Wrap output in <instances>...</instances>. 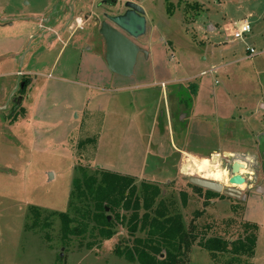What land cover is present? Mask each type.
Returning <instances> with one entry per match:
<instances>
[{"label":"rangeland","instance_id":"rangeland-1","mask_svg":"<svg viewBox=\"0 0 264 264\" xmlns=\"http://www.w3.org/2000/svg\"><path fill=\"white\" fill-rule=\"evenodd\" d=\"M127 1L145 12L146 32L133 41L144 52L139 54L132 76H117V80L159 83L197 75L195 81L207 85L203 94L224 91L227 97L221 96L220 102L238 103L239 113H249L253 107L262 111V105L264 109V100L258 104L264 95V0H0V72L6 68L13 73L0 78V264H138L114 252L116 243L128 239L125 229L118 227L112 239L87 249L91 239L67 243L62 240L58 219H45L53 212H71V182L80 167L90 173L99 167L108 170L110 165L116 173L140 172L144 151L134 149L137 142L129 143L130 129L127 124L125 130L123 113L113 126L116 130L110 129L114 118L108 114L112 106L106 102L105 91L116 75L107 69L98 33L105 16L123 14ZM242 20L251 26L242 40L224 33V26ZM209 24L217 25L216 34L206 33ZM58 33L63 40L73 36L62 50L55 42ZM79 41L83 52L73 47ZM250 46L256 52L253 60L225 64L244 55ZM225 49L231 55L220 59ZM209 51L215 53L214 61L208 57L204 62ZM211 64L222 66L201 76ZM17 71L25 78L17 77ZM30 73L36 78L28 76ZM29 78L33 80L26 88L22 81ZM135 95L129 98L135 99ZM153 98L154 94L152 99H138L143 103L132 107L136 113L144 106L142 118L133 120L145 125V141L152 139ZM121 101L125 103L124 98ZM208 103L215 107L216 101L206 99ZM158 105L163 110L161 99ZM159 122L162 126V118ZM260 128L254 129L253 142L264 141L256 133H263ZM103 131L106 133L98 138L97 133ZM252 153L255 159L250 162L235 154L171 159L170 165L153 167L156 175L151 174L150 180L136 178V182L158 185L168 208L182 216L187 229L195 226L198 234L204 228L208 235L236 239L243 230L242 202L222 194L207 199L204 190H195L188 178L198 176L226 186L229 168L238 163L252 183L264 182V152ZM216 166L227 172L224 179L214 176ZM254 191L244 205L258 223L256 244L254 256L242 264H264V194ZM30 208L41 213V224L34 229H29ZM182 258L184 264H215L196 242Z\"/></svg>","mask_w":264,"mask_h":264},{"label":"crops","instance_id":"crops-1","mask_svg":"<svg viewBox=\"0 0 264 264\" xmlns=\"http://www.w3.org/2000/svg\"><path fill=\"white\" fill-rule=\"evenodd\" d=\"M231 26V24H227L226 26H224V33L231 35ZM217 30H219L217 25L209 24L207 26L206 33H208L209 35H213L216 34ZM58 34L55 42L57 46L61 45L60 48L62 50V48H64L66 44L70 43V41L73 39V36L71 35L69 39L63 40V37ZM51 46H53V44ZM73 47L80 52H83L85 50L80 41L79 43L75 42V45ZM48 48L45 47V49ZM248 48L254 49L253 46H250ZM248 48L245 49L244 55L239 56L234 61L229 63L227 62L225 64L228 65L238 63L240 61L253 60L254 57H256V52L255 54L250 55L247 50ZM139 54L137 58L139 57ZM205 54H207V56L203 57L204 62H207L208 57H210L211 61H214V52L212 53V51H209L205 52ZM229 55H231V53H229V51L225 49L221 54H219V57L220 59H223V57H227ZM2 63H4V61H2ZM221 66L222 65L217 66L211 64V67L208 70H212L211 72L201 71L199 74L201 76H204L208 73H214ZM18 72H20L22 76L24 75L25 78V74H23V72L21 71H17L15 72V74ZM204 72H206V74L202 75ZM8 74L13 73H9L5 68L3 69L2 73L0 72V78L3 79L5 77H8ZM32 74L33 73H30L28 74V76H36ZM196 77L197 75H190L189 77L184 79L161 81L159 83L147 82L136 84L132 81L127 82L123 80H117L119 78H117L116 75V77L114 76L115 80H110V82L106 84L109 89L103 91H105L106 93V102H110L112 106V109L108 111V114H112L114 118V123L112 124V127L110 129H114L113 126L116 120L121 115V113H123L125 115V119H127V122H125V130L127 128V124L128 128L130 129L128 131V138L130 140L129 143L132 141L137 142L134 146V149L144 151L143 157L138 164L140 168L139 174H132L127 171H122L123 173L120 172L118 174L132 176L137 178L138 180H150V176L156 175L154 173L156 169H154L153 167L160 168L164 164L170 165L172 160L176 161L180 158L183 159L185 156H190L191 158L196 159V157L208 158L216 154H221L222 156H232L233 154H235L242 156L245 161L250 162L252 161V158L255 159V156L253 155L254 153H252L253 150L260 151V149H262L264 152V147L261 148V146L264 145V141L261 142L258 139L257 141L253 142L254 131H256L254 129H258L259 126H261L260 129L263 133L261 134L260 131L256 133H259L258 137L260 135L264 137L263 105L262 111H260L259 109H257L256 111V108L253 107V109L250 110L249 113H239L241 107L238 103L226 104L220 102L221 100H219V98L221 96H226L224 91L219 90L215 93H209L207 96L203 94L204 91H208L205 90V86H207L206 82L199 81L197 83V81H195ZM32 80L33 79L29 78V81L27 82L28 85H26L27 87L31 85ZM192 87H196V91L193 95L191 92ZM135 94L138 95L136 96ZM153 94L155 95V100L153 98L154 107L152 109L151 117L152 127L149 131V135L152 136V139L145 141L143 140V127H145V125L143 124L142 127V122H137V119L133 120L135 116L139 117L140 119L142 118V112L145 110L143 109L144 106H141L138 109V112L135 111L136 113H133L134 110L132 109V107L133 105L139 106L141 105V103H143H139L138 99L139 101H143L148 98L152 99ZM133 95H135V99H130ZM185 96L189 97L190 100L186 101L187 98H185ZM121 98H124L125 103H122ZM159 99H161L163 110L159 109ZM206 99H210V102L212 103H215L216 101L215 107H213L210 103L206 104ZM263 100L264 95L263 97H260L258 104H260L261 102L263 103ZM108 104L109 103H107V106ZM258 104L257 108H259ZM244 115H246V117ZM36 118L37 114L35 116V119ZM161 118L163 121L162 126L159 122ZM114 130H116V128ZM105 133L106 131H103L101 134L97 133V137L99 138ZM244 144H248L246 148L243 147ZM127 146L129 147V144ZM149 160L155 162L151 163ZM110 166L108 170L114 171L113 167ZM216 169H218L217 166ZM240 173L246 178L247 184L241 186L238 189L243 194L244 199L237 200L241 201L244 205L249 200V198L255 194V189L256 192L264 194V182L255 185L251 182V180H248L246 174L243 173V170H241ZM244 207L243 219L247 222L258 225L257 220L251 219L249 217L250 213L246 209L245 205Z\"/></svg>","mask_w":264,"mask_h":264},{"label":"trees","instance_id":"trees-1","mask_svg":"<svg viewBox=\"0 0 264 264\" xmlns=\"http://www.w3.org/2000/svg\"><path fill=\"white\" fill-rule=\"evenodd\" d=\"M22 84L26 86L27 80ZM195 91L196 87H192V95ZM136 180L102 168L90 173L80 167L71 182L68 202L71 212H53L45 219H58L62 240L67 243L77 238L91 239L85 245L87 249L112 239L118 227L125 229L128 239L116 243L114 252L130 263L184 264L182 257L195 242L215 264H242L254 256L258 228L243 219V203L242 235L228 239L208 235L204 228L200 235L195 233V226L187 229L182 216L170 211L158 185ZM204 194L207 199L218 196L209 190H204ZM29 212L33 217L29 229H34L41 224V213L36 208H30Z\"/></svg>","mask_w":264,"mask_h":264},{"label":"water","instance_id":"water-1","mask_svg":"<svg viewBox=\"0 0 264 264\" xmlns=\"http://www.w3.org/2000/svg\"><path fill=\"white\" fill-rule=\"evenodd\" d=\"M124 7L127 9L123 14L117 16H107L106 19L111 23L103 21L100 24L99 35L105 47V63L107 69L120 77H131L134 65L139 52L138 46L133 42L146 32V18L143 8L133 2H126ZM20 99H18V104ZM242 165L234 163L230 168L227 185L217 181L204 179L198 176H191L188 182L204 190H209L217 194H222L229 198L244 199L243 194L238 189L247 184V180L240 171ZM49 174V179H51Z\"/></svg>","mask_w":264,"mask_h":264},{"label":"built area","instance_id":"built-area-1","mask_svg":"<svg viewBox=\"0 0 264 264\" xmlns=\"http://www.w3.org/2000/svg\"><path fill=\"white\" fill-rule=\"evenodd\" d=\"M251 32V26L250 23L246 20H242L238 23V25L234 24L231 26V35L230 37H232L234 40H242V38L249 34ZM250 55L255 54V51L253 48H248L247 49ZM212 71V70H211ZM209 71V72H211ZM206 74V72H204L202 75ZM17 76H22L21 73H16Z\"/></svg>","mask_w":264,"mask_h":264},{"label":"bare ground","instance_id":"bare-ground-1","mask_svg":"<svg viewBox=\"0 0 264 264\" xmlns=\"http://www.w3.org/2000/svg\"><path fill=\"white\" fill-rule=\"evenodd\" d=\"M226 175H228V174L225 171L221 172L219 169L214 170V176H220V177H223V179H224Z\"/></svg>","mask_w":264,"mask_h":264},{"label":"flooded vegetation","instance_id":"flooded-vegetation-1","mask_svg":"<svg viewBox=\"0 0 264 264\" xmlns=\"http://www.w3.org/2000/svg\"><path fill=\"white\" fill-rule=\"evenodd\" d=\"M127 2H129V1H127ZM126 3V2H125ZM125 3H124V5H125ZM127 9L124 7V12L126 11ZM105 17H107V15L105 16ZM106 22L107 23H109V21H107V19H106ZM111 26H113L111 23H109ZM134 41V40H133ZM142 53L140 52V55H141Z\"/></svg>","mask_w":264,"mask_h":264}]
</instances>
